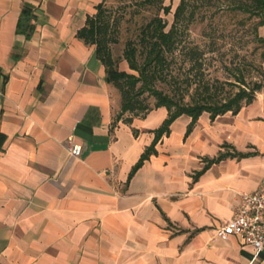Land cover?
<instances>
[{"label": "crops", "instance_id": "crops-1", "mask_svg": "<svg viewBox=\"0 0 264 264\" xmlns=\"http://www.w3.org/2000/svg\"><path fill=\"white\" fill-rule=\"evenodd\" d=\"M102 2L0 0V264H264L216 235L264 178V88L156 139L77 35Z\"/></svg>", "mask_w": 264, "mask_h": 264}, {"label": "rangeland", "instance_id": "rangeland-1", "mask_svg": "<svg viewBox=\"0 0 264 264\" xmlns=\"http://www.w3.org/2000/svg\"><path fill=\"white\" fill-rule=\"evenodd\" d=\"M180 0H103L101 23L114 67L138 75L128 68L124 51L128 42L135 48V58L142 65L146 44L141 31L154 17H161L168 31L173 13ZM170 6L165 14L163 6ZM253 0H185V6L173 30L170 51H165V64L161 73L148 72L149 86L173 98L181 105H191L211 96L209 103H221L234 96L245 85L264 80L261 53L264 45L257 42L255 24L258 17L251 13ZM120 96L121 91L114 86ZM141 82L132 94L140 90ZM255 95V94H254ZM138 100L151 107L156 99L148 92ZM245 100H242V106Z\"/></svg>", "mask_w": 264, "mask_h": 264}, {"label": "trees", "instance_id": "trees-1", "mask_svg": "<svg viewBox=\"0 0 264 264\" xmlns=\"http://www.w3.org/2000/svg\"><path fill=\"white\" fill-rule=\"evenodd\" d=\"M184 6L185 0H180L173 13L172 26L168 31H165L166 23L159 16L154 17L143 27L141 31V40L147 46L146 56L142 65H138L136 62L135 48L132 42L127 43V47L124 51V58L128 64V68L137 72V76L124 70H118L114 67L111 52L107 46L108 41L105 39V35L103 34V30H105L106 26L101 23L99 11L101 4L98 5L97 13L94 16L88 17L85 26L77 32L78 37L83 39L84 42L95 45L96 55L105 67L107 81L112 83L121 91V110L123 112L129 111L137 113L144 112L149 109L150 107L142 105V102L138 100V97L145 92H148L156 99L154 104L155 107H166L168 110V117L162 126L156 131V139L158 136L168 131V126L171 122L181 114H186L192 118V121H195L202 112L210 113L211 118H214L216 115L224 114L228 111L236 113L242 107V100H245V104L249 103L254 98L255 92L264 88V80L262 82H253L250 87H247L243 77H241L238 82L241 85H244L248 89L247 91L245 89H240L234 96L229 97L221 103H209L207 100H211L212 97L206 96L202 98V101L195 102L191 105H181L173 98H170L169 96L149 86L148 72L153 70L151 72L153 75L156 71V77L157 74L161 73L166 62L163 53L165 51H170L172 48L173 30H175L176 22L180 13L183 11ZM162 10L165 14H168L170 12V6H163ZM250 11L258 17V22L255 24L254 28L256 40L264 45V37H261L258 34V28L264 25V0H253V6ZM261 60L264 61V49L261 53ZM139 82H141V89L132 94L131 92L133 91L134 86ZM150 152L151 148L144 152L135 168L140 166L142 161Z\"/></svg>", "mask_w": 264, "mask_h": 264}, {"label": "built area", "instance_id": "built-area-1", "mask_svg": "<svg viewBox=\"0 0 264 264\" xmlns=\"http://www.w3.org/2000/svg\"><path fill=\"white\" fill-rule=\"evenodd\" d=\"M68 151L78 156L79 145H70ZM236 205L233 216L217 229L216 235L222 240L238 236L255 253L264 251V178L256 189L235 195Z\"/></svg>", "mask_w": 264, "mask_h": 264}]
</instances>
